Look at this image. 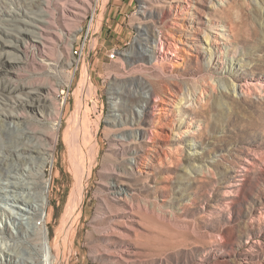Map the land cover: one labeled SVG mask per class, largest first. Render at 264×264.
Wrapping results in <instances>:
<instances>
[{"label":"rangeland","instance_id":"374dc122","mask_svg":"<svg viewBox=\"0 0 264 264\" xmlns=\"http://www.w3.org/2000/svg\"><path fill=\"white\" fill-rule=\"evenodd\" d=\"M43 1L0 0V41L14 45L20 32L14 29L23 27L19 21L30 26L33 19L44 20L45 11L54 12ZM148 1L142 9V0H89L87 6L77 0L79 15L56 25L60 41L52 54L46 60L36 55L39 71L51 74L56 64L61 77L53 98L63 111V126L44 172L47 181L53 174L46 206L49 239H55L73 183L61 133L84 98L83 127L95 146L80 219L67 229L69 264H264V0H225L217 7L206 2L200 7L203 30L207 36L225 35L219 41L226 45L221 52L208 49L206 36L199 34L200 53L185 46L183 37L193 0L172 9L164 0ZM57 2L67 11L73 5ZM4 11L19 14L18 24H8ZM26 32L36 34L32 27ZM144 33L159 34L174 56L140 53ZM113 49L115 60L109 59ZM3 52L8 60L17 57L13 48ZM84 65L91 89L82 97ZM143 94L157 107L144 126L150 141L138 143ZM168 99L181 109L159 117ZM26 121L11 128L0 124V147ZM133 159L152 161L148 174ZM6 203L1 207L15 215ZM17 231L0 221V246L13 244ZM0 264H6L1 257Z\"/></svg>","mask_w":264,"mask_h":264},{"label":"bare ground","instance_id":"6f19581e","mask_svg":"<svg viewBox=\"0 0 264 264\" xmlns=\"http://www.w3.org/2000/svg\"><path fill=\"white\" fill-rule=\"evenodd\" d=\"M70 1H72L71 4L73 5L67 11L63 8V5V7H59L60 4H57V0H44L42 2L43 7L48 10L51 8L50 5H54V12L45 11L44 20L33 19V25L30 26L24 25L22 21H19L23 27L22 30H19L18 27L14 29L20 31L17 37H13L14 45H8L0 41V124L5 123L10 127L11 124L18 123L20 119L27 120L16 136L13 138L8 137L9 134L4 136L6 139H2V146L0 147V154L3 157V159L0 158V204L10 203V206L17 212L14 215L12 214L13 212L3 209L0 205V221H4V223L9 221L18 226L16 236L11 233V237L16 239L15 242L13 244L8 242V244L5 243L0 246V257L6 264H69L67 244L72 231H67V229L69 226H73V228L77 226L83 209L85 187L92 170V150L95 146V140L93 137L91 138L87 129L83 127L85 125L83 123L87 122V118L83 117L84 98L80 100L78 107L65 121V128L61 133L62 141L67 150L65 159L68 162L73 183L60 225L56 228L57 234L55 239L50 241L47 230L49 223L46 206L53 174L50 180L47 181L44 180V172L47 163L53 158L58 143L59 131L63 126V111L53 98V94L60 84L59 79L61 77H58L60 73L58 74L56 71L58 68L56 64H52L51 74L39 71V68H36V55L46 60L49 53L52 54L50 51L53 44L60 41L56 25H60L61 22L73 15H79L77 8H74V6H77L75 4L77 0ZM80 1L84 2L86 6L89 3V0ZM163 2L168 5L169 9H172L181 0H164ZM206 2L217 7L223 4L225 0L192 1L193 5L189 7L187 18L185 19L188 22V26L185 30V36H183L186 38V43L184 44L185 46L189 45L188 48L195 53H200V50L203 49L201 48L203 43L199 38V34H204L206 36V44L209 43L208 49L214 46L221 52L220 48L225 43H221L219 38L223 39L225 35L207 36L203 30V26L206 24L203 21L200 7L206 6ZM142 4L141 8L147 9L149 1L142 0ZM81 9L85 10V6ZM3 15L8 17L5 20L8 24L15 23L19 17V14L13 11H4ZM24 16V13H22L21 17L23 18ZM17 24L15 23V25ZM211 25L208 24L207 26L211 28ZM213 26L216 25L213 24ZM27 27H32V29L36 30L35 36L26 32ZM1 32L6 37L11 36L10 33L3 29H1ZM143 36V44L138 47L143 55L148 54L151 56L155 53L154 56H156L157 50H160L164 54L174 56L169 50V43L163 42L159 34L150 36L144 33ZM158 46L160 47L158 48ZM6 47L13 48L17 57L8 60L3 55V50ZM215 48L214 50H216ZM131 55H134V51L125 54V56ZM45 67V65H40L42 70ZM19 69H24L25 74L20 75ZM82 69L81 94L83 95L82 97H85L91 87L87 66L84 65ZM11 75L14 77L13 79L22 78L24 81L18 82L13 79H7ZM71 78L72 73L70 72L67 78L68 83ZM115 94V92L110 94L111 100L116 99ZM140 97L142 101L139 104L141 113L139 123L142 126L137 131L139 138L135 139V142L138 140V143H146L150 141V137L144 126L153 116L152 111L156 109L157 105L150 103L151 100L147 95L143 94ZM167 107L159 117L174 113L173 109L175 108V110L181 109V104L179 102L174 104L172 99H168ZM110 108L111 112L114 113L116 111V102H111ZM27 113L33 116L29 119L25 115ZM161 127L167 128L165 125ZM151 149L154 155H157V151L153 150V148ZM132 161L133 163H131L136 168H140L139 171L143 174H148L152 161L147 163L138 162L136 159ZM43 213L45 214L44 217H42ZM16 215H19L21 219L17 218ZM24 221L28 227L22 225ZM38 222L40 223L38 224ZM21 236L23 237L21 238ZM17 238L21 239V241L19 242ZM58 256H60V262Z\"/></svg>","mask_w":264,"mask_h":264},{"label":"built area","instance_id":"2783aa9c","mask_svg":"<svg viewBox=\"0 0 264 264\" xmlns=\"http://www.w3.org/2000/svg\"><path fill=\"white\" fill-rule=\"evenodd\" d=\"M117 54H118L117 50H115V49L111 50V52L109 54V59L115 60L117 58Z\"/></svg>","mask_w":264,"mask_h":264}]
</instances>
